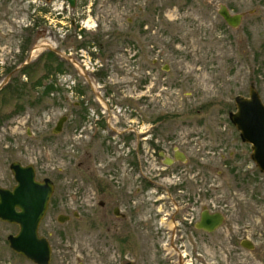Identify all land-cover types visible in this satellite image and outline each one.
I'll return each mask as SVG.
<instances>
[{
    "label": "rangeland",
    "instance_id": "1",
    "mask_svg": "<svg viewBox=\"0 0 264 264\" xmlns=\"http://www.w3.org/2000/svg\"><path fill=\"white\" fill-rule=\"evenodd\" d=\"M90 2L94 12L85 15L86 27L76 29L78 42L42 45L26 38L33 34L28 32L37 16L33 7L23 12L19 0H0V83L18 54L23 57L20 70L25 62L39 61L48 49L68 61L64 72L43 80L55 83L59 91L44 93L39 85L0 93V115L7 114L0 123V186H13L9 165L14 160L32 163L37 179L48 177L55 184L39 226L52 243L50 264H122L125 257L135 264H178L177 251L162 250L144 228L137 233V247L120 256L115 218L111 212L104 218L114 199L117 155L101 153L97 141L89 145V154L84 152L86 139L82 131L72 132L71 123L52 132L74 102L88 100L99 107L98 96L117 103L118 118L132 112L138 130L192 137L202 171L212 168L215 179L229 187L233 212L247 218L245 235L254 249H241L234 264H264V174L228 119L235 110L234 97L248 95L252 82L257 88L259 76L264 82V0ZM220 4L243 14L237 28L218 14ZM95 37L100 42H93ZM37 72L43 74L42 65ZM15 76L19 85L29 82L24 74ZM260 89L264 95V85ZM93 111L88 109L95 117ZM206 175L201 173V178ZM103 185L111 193L106 208L98 205L105 197L96 190ZM58 214L69 219L59 222ZM17 229L0 221V264H34L8 246L7 235ZM162 241L166 244L167 238Z\"/></svg>",
    "mask_w": 264,
    "mask_h": 264
},
{
    "label": "flooded vegetation",
    "instance_id": "2",
    "mask_svg": "<svg viewBox=\"0 0 264 264\" xmlns=\"http://www.w3.org/2000/svg\"><path fill=\"white\" fill-rule=\"evenodd\" d=\"M56 1L19 0L23 12L33 7L37 15L32 27L28 28V32L33 33L26 37L29 42L42 45L55 41L78 42L77 36L81 35L76 29L86 27L87 22L83 19L85 15L94 12L93 2L88 4L90 0H72L71 5L69 0H60L61 4L56 6ZM122 1L126 0H115L119 4ZM53 18L56 21L52 22ZM65 19H69V22ZM94 41L100 42V38L95 37ZM21 49L24 52L25 47ZM48 51H52L65 64L68 63L67 59L59 58L55 50ZM22 59L18 54L10 64L13 65L8 68L10 78L20 73ZM260 79L259 76L257 88L252 82L249 89L254 86L264 105V95L260 89L264 82ZM243 96L248 97L249 91L248 95ZM97 99L99 107L88 100L74 102L67 115L58 118L52 132L57 134L66 122L71 123L72 132L82 131L86 139L84 152L89 154V145L97 141L101 153L117 155L114 199L112 206L104 213V218L109 212L115 218L114 240L120 256L137 247V233L142 232L143 228L152 240L157 238L156 243L162 246V250L170 248L177 251L178 264H234V257H238L241 249H254L253 242L245 235L249 226L247 218L233 212L229 187L225 182L215 179L212 168L202 171L200 157L195 149L196 142H191L189 134H186L188 138L183 139L185 134L154 136L149 129L138 130L139 121L132 112L118 118L114 112L117 103H108L102 96ZM88 109H94L92 115L95 117L90 115ZM98 109L103 114H99ZM63 116L66 119L60 130L56 131L57 122ZM192 148L195 149L193 152ZM204 172L208 175L202 179L201 173ZM96 190L105 197L98 201V205L106 208L111 194L109 188L103 185ZM54 193L55 184L50 201ZM60 215L64 214H58V221ZM73 215L78 216L77 212H73ZM64 216L66 220L69 219V216ZM165 237L166 244L162 241ZM250 243L251 249L247 245ZM125 259L122 264L131 261L127 257Z\"/></svg>",
    "mask_w": 264,
    "mask_h": 264
},
{
    "label": "water",
    "instance_id": "3",
    "mask_svg": "<svg viewBox=\"0 0 264 264\" xmlns=\"http://www.w3.org/2000/svg\"><path fill=\"white\" fill-rule=\"evenodd\" d=\"M69 2L73 4L72 0ZM217 12L232 28L238 27L242 21L241 13L232 14L224 4L219 5ZM9 79L10 75L0 83V89ZM234 102L235 110L229 112L228 117L239 132L240 140L250 144V158L264 174V105L254 86L250 87L248 97L236 95ZM65 119V116L59 119L56 131L60 130ZM9 168L15 183L11 188L0 186V221L14 224L18 230L7 235L8 246L15 254L34 264H50L52 247L48 238L39 234V225L46 214L54 183L48 177L37 179L32 163L21 164L14 160ZM65 220L66 216H59L60 222ZM247 245L252 248L251 243ZM125 264L135 263L127 261Z\"/></svg>",
    "mask_w": 264,
    "mask_h": 264
},
{
    "label": "trees",
    "instance_id": "4",
    "mask_svg": "<svg viewBox=\"0 0 264 264\" xmlns=\"http://www.w3.org/2000/svg\"><path fill=\"white\" fill-rule=\"evenodd\" d=\"M39 65H42V73L43 74H38L39 70ZM65 70V62L59 60L56 55L52 51H48L45 54L40 55L39 61H35L33 63L26 64L21 70H20V75L24 74L27 76V79H29V82L24 83L23 85H19L20 82V77L13 76L11 78L12 84H7L5 87H3L0 90V93L2 91H8L11 92V94L15 92H20L21 90H25L29 87L35 88L39 85H43L44 87V93H51L53 91H59V87L55 85L53 82H49L46 84H43V80L47 78L50 75L55 74L56 72H61ZM79 92L82 90L79 89ZM42 94V93H41ZM43 95V94H42ZM36 99H38L36 97ZM31 104H35V100L31 101ZM21 106L17 105L15 110L20 109ZM7 114H2L0 115V123L3 118H6Z\"/></svg>",
    "mask_w": 264,
    "mask_h": 264
},
{
    "label": "bare ground",
    "instance_id": "5",
    "mask_svg": "<svg viewBox=\"0 0 264 264\" xmlns=\"http://www.w3.org/2000/svg\"><path fill=\"white\" fill-rule=\"evenodd\" d=\"M36 52L39 51V50H35ZM40 52V51H39Z\"/></svg>",
    "mask_w": 264,
    "mask_h": 264
}]
</instances>
